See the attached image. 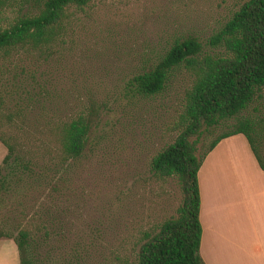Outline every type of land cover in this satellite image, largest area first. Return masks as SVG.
<instances>
[{
    "label": "trees",
    "instance_id": "trees-1",
    "mask_svg": "<svg viewBox=\"0 0 264 264\" xmlns=\"http://www.w3.org/2000/svg\"><path fill=\"white\" fill-rule=\"evenodd\" d=\"M93 1L0 0V145L5 151L0 240L14 244L18 264L89 260L90 242H71L66 234L72 176L84 157L93 116H57L48 106V81L40 67L65 46L77 14ZM206 44L216 52L201 54L190 38L174 41L129 82L132 94L147 98L161 93L178 69L191 76L172 126L174 137L148 163L155 181L175 179L179 204L174 215L142 235L132 260L120 264H203L196 174L220 140L241 135L264 172L263 115L259 122L242 115L251 105L253 112L264 107V0H245ZM230 120L228 131L199 153V138Z\"/></svg>",
    "mask_w": 264,
    "mask_h": 264
},
{
    "label": "rangeland",
    "instance_id": "rangeland-1",
    "mask_svg": "<svg viewBox=\"0 0 264 264\" xmlns=\"http://www.w3.org/2000/svg\"><path fill=\"white\" fill-rule=\"evenodd\" d=\"M244 1L95 0L77 14L65 46L41 65L48 81V106L57 116H93L84 157L72 176L74 197L66 234L71 242H90L87 264L132 260L142 235L174 215L180 201L175 179L155 181L148 163L174 137L172 126L191 82L190 72L178 69L161 93L147 98L132 94L130 80L174 41L190 38L201 46V54L215 53L206 44L208 38ZM252 107L242 115L258 122L263 115L264 124V107L258 112ZM232 124L224 122L203 134L198 152ZM236 152L237 156L217 154L225 157L213 167L210 185H215L224 203L221 211L231 222L242 216L241 190L258 184L254 178L248 185L240 182L245 168L237 163L242 157ZM4 154L0 145V162ZM0 264H18L11 241L0 242Z\"/></svg>",
    "mask_w": 264,
    "mask_h": 264
},
{
    "label": "crops",
    "instance_id": "crops-1",
    "mask_svg": "<svg viewBox=\"0 0 264 264\" xmlns=\"http://www.w3.org/2000/svg\"><path fill=\"white\" fill-rule=\"evenodd\" d=\"M237 150L242 157L238 160L241 163H237L245 168V171L241 170L240 182L248 185L254 178L256 183L263 184L241 190L245 201L240 207L242 216L231 222L224 217L225 211H221L224 203L220 204V197L213 190L215 185L213 182L214 187L210 185L213 167L225 157L217 154L226 152L237 156ZM208 153L196 174L201 227L198 253L201 261L203 264H264V172L257 167L241 135L220 140ZM235 175L239 180V174L235 172ZM5 241L8 240H0Z\"/></svg>",
    "mask_w": 264,
    "mask_h": 264
}]
</instances>
